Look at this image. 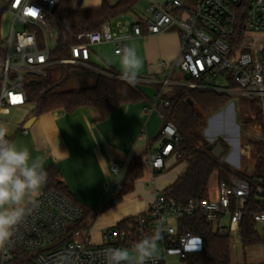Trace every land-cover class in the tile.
Instances as JSON below:
<instances>
[{
  "label": "built area",
  "instance_id": "built-area-1",
  "mask_svg": "<svg viewBox=\"0 0 264 264\" xmlns=\"http://www.w3.org/2000/svg\"><path fill=\"white\" fill-rule=\"evenodd\" d=\"M147 1V19L140 23L117 20L113 25L105 22L96 31L77 35L76 43L68 50L69 57L58 64L91 68L93 46L112 45L114 54L119 55V49L132 39L177 29L180 51L171 66L161 63L164 77L136 80L157 87L153 108L161 119V110L169 106L163 100L165 91L178 85L171 82L175 69L192 78L181 87L237 95L256 102L264 110V0H191L193 8L186 7L184 0H170L162 5ZM59 3L60 0L0 1V111L25 107L28 85L47 77V70L55 65L50 62L53 50L49 44L58 40L54 11ZM243 5L246 22L240 36ZM259 37L263 44L258 46ZM112 77L121 80L119 76ZM218 79L227 85L217 86ZM22 133L27 135L28 131L23 128ZM178 143L177 129L166 123L160 131L159 146L147 151L143 164L153 172L162 171ZM111 173L115 178L112 194L119 195L123 191V165L114 163ZM252 194L256 200L253 222L255 226L264 225V178L252 188L247 181L230 177L226 181L217 179L214 191H208L205 201L190 200L180 205L157 194L147 213L134 218L136 229L117 232L115 225L102 231L99 243L93 244L91 229L88 233L75 232L70 240L65 237L80 220L81 209L54 190L41 191L37 204L29 206L31 211L14 242L0 249V264L16 260H29L23 264H103L105 248L129 247L153 232L161 237V255L156 257V264H170L173 257L184 263L190 253L204 249L205 243L185 230L182 220L200 216L214 233L227 235L231 243H236L241 240L240 225Z\"/></svg>",
  "mask_w": 264,
  "mask_h": 264
},
{
  "label": "trees",
  "instance_id": "trees-1",
  "mask_svg": "<svg viewBox=\"0 0 264 264\" xmlns=\"http://www.w3.org/2000/svg\"><path fill=\"white\" fill-rule=\"evenodd\" d=\"M139 0H101V6L95 10H80L70 8L69 0H60L54 11L57 22L58 40L57 48L52 56L57 60H65L69 57V48L76 43L75 37L79 34L98 30L102 24L109 22L133 11ZM246 1V0H244ZM245 6L241 7L240 26L238 33L242 36L246 16ZM90 71L82 67V71ZM91 72V71H90ZM107 73L105 70L103 71ZM93 73V72H92ZM94 74V73H93ZM95 83L92 87L82 88L68 92H58V88L65 81L50 85L46 82L37 81L30 84L27 89L28 103L35 104L36 116L63 110L73 113L82 108H93L101 121L115 113L120 107L137 104L143 101L144 96L136 84L129 85L125 81L118 80L105 74H94ZM194 81L196 79H193ZM231 88L234 86L231 85ZM228 94L216 93L208 90L176 88L171 95H165L163 100L169 103L168 108L161 110L163 125L171 123L176 129L179 143L174 147V155L178 160L186 162L187 168L178 180L168 187L163 195L174 200L180 205H186L190 200L205 201L208 199L209 183L212 175L217 174L220 181H226L230 177H238L247 181L251 187L261 178H264V158L258 157L255 163V172L247 175L237 171L224 162L228 148L221 139L215 140L213 147L220 144L224 154L220 160H215L211 152L207 151L208 143L202 135V127L207 118L220 112L232 101ZM239 102L244 108H248L254 115L255 120L244 119V126H252L255 123L262 125L264 134V110L256 102L240 98ZM160 138V133L156 137ZM256 148L264 147V142H255ZM47 182L42 191L54 190L77 205L82 215L80 220L66 233V239L70 240L77 232L88 233L97 218L99 211L85 208L78 204L70 194L68 188L61 182L57 169L51 167L45 169ZM142 174V156L133 158L124 177V185L131 184ZM116 195L113 203H105L106 210L120 200ZM256 200L251 195L249 204L240 225L241 244L243 247L258 245L262 242L252 219ZM137 227L134 218H128L119 222L115 229L117 232H125L128 228L133 230ZM182 227L202 238L205 248L201 251L190 253L184 260V264H232L230 260L231 240L227 235L214 233L206 221L200 216H192L182 220ZM29 260L14 261L11 264H23Z\"/></svg>",
  "mask_w": 264,
  "mask_h": 264
},
{
  "label": "crops",
  "instance_id": "crops-1",
  "mask_svg": "<svg viewBox=\"0 0 264 264\" xmlns=\"http://www.w3.org/2000/svg\"><path fill=\"white\" fill-rule=\"evenodd\" d=\"M145 1L149 4L147 0ZM151 1L156 5H162L170 0ZM82 2L89 3V5L84 8L81 6ZM100 6L101 0H79L78 5H69L70 8L78 7L84 11L95 10ZM147 18L148 15L144 10V16L141 18L135 17L133 21L127 19L126 14L109 22L113 25L117 20L124 19L140 23ZM127 45L135 47L138 55L143 60V67L138 75L147 77L150 80H160L164 77L161 63H165L167 67L171 66L176 60L181 46L177 29H171L169 32L160 35L135 38L128 41ZM101 47L103 45L91 47L89 62L91 68L87 69L94 74H102L101 72L105 70L109 76H119L120 73H114L106 64L107 61L103 62L96 53L95 50H99ZM112 56L120 57V55H115L114 52ZM111 71L115 75L111 74ZM231 96L234 98L237 95ZM236 98L237 100L240 99L238 96ZM137 104L122 106L103 121L100 120L98 113L93 108H82L73 113H67L63 110L54 111L47 114V118L42 122V129L39 134L34 130V132L31 131L32 135L27 136H22V129L26 122L33 118L29 110L24 109V107L2 110L0 111V118L2 121L8 122L6 126L10 130V139L15 141L18 146L29 147L33 156H39L43 160L45 169L51 167L57 169L61 182L68 188L72 198L78 204L99 211L93 222L95 225L92 226L102 233V231L114 227L122 220L146 214L156 195L163 194L187 168L186 162L175 164L176 161H179L175 155H171L166 159L164 169L160 172H153L143 164V158L147 151L156 149L159 146V139L141 138L137 137V134L135 135L134 122L141 118L139 111L134 110ZM144 111L146 112L145 108ZM232 113L231 110L229 113H219L216 123L221 125L225 120L224 122L229 123L231 129L233 128L236 132L235 135L225 140L229 141L234 147L236 145L235 138H238L240 133H238V126L235 122V112ZM113 122H118L120 125L121 138H113L109 127H106L109 123L113 124ZM97 125L100 129L99 135L96 130ZM127 125L132 126L131 132H129ZM17 128L20 129L11 138ZM26 130L28 131V129ZM126 130L132 134L131 138L124 136ZM239 148L238 145V152ZM238 152L236 153L238 154ZM140 156H142L141 176L133 183L125 184L120 200L103 210L105 203H113L116 200V195L112 194L115 179L112 178L111 166L114 163L123 165L122 181L124 183V177L130 162L133 158ZM234 164L238 166V162H234ZM213 175L215 178L214 185H212L211 179L209 183V190L211 191H214L218 179L216 173Z\"/></svg>",
  "mask_w": 264,
  "mask_h": 264
},
{
  "label": "rangeland",
  "instance_id": "rangeland-1",
  "mask_svg": "<svg viewBox=\"0 0 264 264\" xmlns=\"http://www.w3.org/2000/svg\"><path fill=\"white\" fill-rule=\"evenodd\" d=\"M185 6L188 8H193V3L191 0H184ZM79 0H69V5H78ZM89 5V3H81V6L86 8ZM147 2L145 0H139L137 4L135 5L132 13L127 14V19H130L133 21L135 17L141 18L144 16V10L147 7ZM124 20V19H120ZM55 38H58V30L55 31ZM260 44H263V39L259 37L258 39V46ZM49 47L51 50H55L57 48V42L53 41L50 42ZM96 53L99 55L100 59L104 61H107L106 64L114 71V73H120V57H113V47L112 45H103L101 49L95 50ZM59 61L55 59L52 54L50 55V62L55 63L54 66L50 67L47 70V77L35 79L34 82L42 81L46 82L48 84H56L59 83L61 80L65 81L63 84H61L58 88H56V91L58 92H68L73 90H78L82 88H89L92 87L95 83V77L94 74L90 71H82V67L80 66H67V65H60L58 64ZM110 61V62H108ZM113 71H111L113 74ZM115 75V74H113ZM141 75L137 76L138 79H149L147 77H140ZM192 81L191 76H188L184 74L183 72L179 71L178 69H175L172 77L171 82H175L176 86L168 87L165 91V95L172 94L173 91L176 88H180L183 86V84L190 83ZM33 82V83H34ZM227 82L222 79H218L216 81L217 86H225ZM140 91L142 92L144 99L142 103H139L135 106L134 110L139 111L140 113V119H138L137 122H134L135 125V135L137 134V137L141 138H156L157 135L160 133L162 127H163V120L158 115V112L154 110L153 104L155 101V96L157 94V87L152 84H146L140 81H136L135 83ZM29 86V85H28ZM163 96V97H164ZM235 96L232 101L224 107L223 110L220 112L214 114L213 116L207 118L204 122V125L202 127V135L204 137V140L208 144H212L217 139L223 140V142H226L228 153L224 157V162L231 166L233 169L244 172L247 175H251L255 172V163L258 157L264 158V147L256 148L254 146L255 142H264V134L262 131V125L255 123L252 126L245 127L244 126V119L249 120H255V115L247 108H244L243 105L240 104L239 100H237ZM36 106L35 104H27L24 109L29 110V113L31 116L36 115L34 112ZM144 108L146 109V112L144 111ZM232 111L234 114L235 112V122L238 126V133H240L238 137L239 146L243 150L242 155L239 154L237 148L225 139H228L229 137H232L235 135L236 132H234L233 128L231 129V126H229V123H225L223 121V124L216 123L218 121V114L219 113H229V111ZM48 113L40 114L35 117L36 121L34 125L28 129L27 135H32L31 131L34 132L37 131L39 134L41 131L42 122L47 118ZM254 117V119H251ZM0 121L1 118H0ZM5 121V120H4ZM8 121V120H7ZM8 123V122H6ZM128 126V125H127ZM106 127H109L110 134L113 138H121L122 136V130L120 128V125L115 122L109 123ZM132 126H128L129 132H131ZM20 128H17L14 133L12 134L11 138H13L16 133L18 132ZM97 134L99 135L100 129L99 125H97ZM127 130L124 132V136L126 138H131L132 134L129 133ZM26 135V136H27ZM22 136H25L22 134ZM214 137H220L215 139ZM227 137V138H225ZM228 142V143H227ZM236 149V151H235ZM238 152V154L236 153ZM184 161L179 160L176 161V165L182 164ZM234 162H238V166L234 164ZM174 166V165H173ZM114 178V176L112 177ZM115 179V178H114ZM215 178L214 175L211 177V183L214 185ZM123 194V193H121ZM95 225V223L93 224ZM91 235L90 240L93 244H97L100 241L99 234L100 232L95 230V227H91ZM256 230L258 232V235L260 236L262 242L258 245L254 246H246L243 247L241 244V240L237 241L236 243H231L230 245V260L232 264H264V225H256ZM161 255L160 246L158 245V251L156 254V257H159ZM170 264H184L183 262L179 261L177 258H170L169 259Z\"/></svg>",
  "mask_w": 264,
  "mask_h": 264
},
{
  "label": "clouds",
  "instance_id": "clouds-1",
  "mask_svg": "<svg viewBox=\"0 0 264 264\" xmlns=\"http://www.w3.org/2000/svg\"><path fill=\"white\" fill-rule=\"evenodd\" d=\"M119 79L134 85L143 60L133 46L119 49ZM6 122L0 121V249L11 245L19 227L37 204L42 187L47 182L44 162L33 156L27 146H18L9 138ZM158 232L145 235L129 247H107L103 264H156Z\"/></svg>",
  "mask_w": 264,
  "mask_h": 264
},
{
  "label": "water",
  "instance_id": "water-1",
  "mask_svg": "<svg viewBox=\"0 0 264 264\" xmlns=\"http://www.w3.org/2000/svg\"><path fill=\"white\" fill-rule=\"evenodd\" d=\"M34 122H35V118L29 119L26 122V124L24 125V129H29L33 125ZM235 139H236V148H238L239 141H238V138H235ZM207 151H210L211 152V156L215 160H220L221 157L224 154V149L221 147L220 144H216L215 147H213L212 144H209L208 147H207Z\"/></svg>",
  "mask_w": 264,
  "mask_h": 264
}]
</instances>
